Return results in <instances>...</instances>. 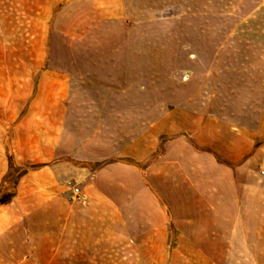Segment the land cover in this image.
<instances>
[{
  "label": "crops",
  "instance_id": "0c3cea01",
  "mask_svg": "<svg viewBox=\"0 0 264 264\" xmlns=\"http://www.w3.org/2000/svg\"><path fill=\"white\" fill-rule=\"evenodd\" d=\"M66 3L75 12L104 13L105 19L82 23V41L98 47L66 70L67 99L50 168L65 163L84 172L109 162L72 181L78 196L64 190L69 180H19L11 200L0 203V264H173L170 251L207 257L250 252L255 264H264V178L234 179L224 165L230 178H192L197 170L217 172L215 156L237 171L246 167L239 163L254 150L264 126V67L241 69L238 80V90L262 92L258 125L251 129L211 111L227 105L219 93L239 76L217 67L229 53L213 52L208 70L187 72L183 52H138L133 46L160 43L147 29L175 22L177 43H184L185 29L201 28L204 21L216 36L211 43L239 37L259 48L264 0H179L176 20L156 21L138 13L169 11V0ZM255 22L256 35L245 36L243 28ZM220 28L230 34L219 37ZM163 33L162 45L169 39ZM237 56L264 61L261 51ZM177 71L187 82L172 77ZM159 148V158L152 159ZM5 172L1 166L0 180Z\"/></svg>",
  "mask_w": 264,
  "mask_h": 264
},
{
  "label": "rangeland",
  "instance_id": "374dc122",
  "mask_svg": "<svg viewBox=\"0 0 264 264\" xmlns=\"http://www.w3.org/2000/svg\"><path fill=\"white\" fill-rule=\"evenodd\" d=\"M178 1L169 0L171 6L169 11L138 13V17L139 19L148 17L155 21L163 18L176 20ZM193 14L187 12L186 16L193 17ZM117 18L114 16L111 19ZM98 19L104 20L105 14L75 12L72 6L67 5L66 0H0V167L6 168L0 180V203L11 200L17 191L19 180L34 183L36 179L47 185L57 178L69 180L64 190L73 193V189L77 187L72 181L79 180L83 174L101 169L109 162L91 164L84 172L78 168L72 170L65 163H57L54 171L50 168L53 160L50 148L54 146L60 131L58 118L64 111L67 99L65 73L67 68L82 64L83 53L98 47V44L88 43V40L82 41V31L85 30L82 23ZM204 24L203 21L201 28L185 29L186 42L180 44L177 43L179 29L176 22L171 23L166 29L155 25L147 31L149 35L159 39L160 43H155L154 47L149 44L133 46L138 52L151 51V47L155 53L183 52L186 60L184 63L180 60L181 67L186 68L187 72L208 70L209 58L213 52L229 53L231 56L227 59H219L217 67L219 71L229 69L239 76L231 78L230 90L219 93L221 101L227 105L221 107L219 103L211 111L217 116L227 115L226 117L237 126L256 128L262 92L238 90L241 86L238 80L242 79L241 69L247 67L261 69L264 67L262 64L264 61L239 59L237 55L257 51L264 53V42L259 48L257 44L247 43L239 37H233L228 43H211V39L216 36L213 29L205 27ZM254 24L255 26L250 29L243 28V31H246L245 36L256 35L257 24L256 22ZM93 30L97 33V29ZM163 31V36L169 39L162 45L160 39ZM228 31L230 34L229 29L220 28L218 36L224 38ZM138 32L145 34L146 31L138 29ZM241 35L242 33H239L238 36ZM99 46L105 45L101 42ZM172 77L187 82V76L178 71ZM234 79H237L235 81L237 83H233ZM255 145L251 154L239 163L245 164L243 170L237 171L236 165L232 166L215 156L219 164L217 172L197 170L192 174V178L201 180V177L209 178V175L211 179L230 178L228 172H222V165L233 170L234 179L264 178V174L261 173L264 168V126L259 129V142ZM160 152L161 148L152 159L159 158ZM176 242L171 232L170 244L173 246ZM169 254L170 262L175 261L173 264H255L252 259L254 253L250 252H213L211 257L206 256L209 253L170 251Z\"/></svg>",
  "mask_w": 264,
  "mask_h": 264
},
{
  "label": "built area",
  "instance_id": "2783aa9c",
  "mask_svg": "<svg viewBox=\"0 0 264 264\" xmlns=\"http://www.w3.org/2000/svg\"><path fill=\"white\" fill-rule=\"evenodd\" d=\"M262 173H263V172H262ZM73 193H74L75 196H78V194H79V190H78V188H74V189H73Z\"/></svg>",
  "mask_w": 264,
  "mask_h": 264
}]
</instances>
